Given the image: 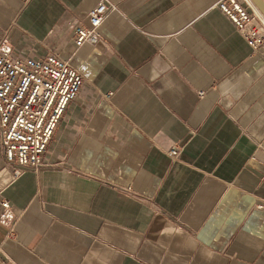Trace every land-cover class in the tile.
<instances>
[{"label": "crops", "instance_id": "obj_1", "mask_svg": "<svg viewBox=\"0 0 264 264\" xmlns=\"http://www.w3.org/2000/svg\"><path fill=\"white\" fill-rule=\"evenodd\" d=\"M100 1L0 0V40L85 80L38 172L0 140V264H264V44L219 0H110L76 46Z\"/></svg>", "mask_w": 264, "mask_h": 264}, {"label": "built area", "instance_id": "obj_2", "mask_svg": "<svg viewBox=\"0 0 264 264\" xmlns=\"http://www.w3.org/2000/svg\"><path fill=\"white\" fill-rule=\"evenodd\" d=\"M247 5L253 6V10ZM216 6L230 18L252 49L259 50L264 44V15L252 0H219ZM116 8L114 2L101 0L90 10L87 21L74 25L76 46L98 42L102 38L99 26ZM84 82V76L59 53L18 54L6 38L0 40V140L4 160L14 167L16 176L42 168L58 123ZM168 153L177 156L178 148ZM1 205L0 222L13 235L16 215L8 200L3 199Z\"/></svg>", "mask_w": 264, "mask_h": 264}, {"label": "water", "instance_id": "obj_3", "mask_svg": "<svg viewBox=\"0 0 264 264\" xmlns=\"http://www.w3.org/2000/svg\"><path fill=\"white\" fill-rule=\"evenodd\" d=\"M257 7L260 9V11L264 14V0H254Z\"/></svg>", "mask_w": 264, "mask_h": 264}]
</instances>
